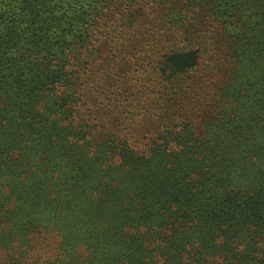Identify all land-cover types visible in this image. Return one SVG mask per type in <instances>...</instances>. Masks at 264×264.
Here are the masks:
<instances>
[{"label": "trees", "instance_id": "1", "mask_svg": "<svg viewBox=\"0 0 264 264\" xmlns=\"http://www.w3.org/2000/svg\"><path fill=\"white\" fill-rule=\"evenodd\" d=\"M0 264H264V0H0Z\"/></svg>", "mask_w": 264, "mask_h": 264}, {"label": "rangeland", "instance_id": "2", "mask_svg": "<svg viewBox=\"0 0 264 264\" xmlns=\"http://www.w3.org/2000/svg\"><path fill=\"white\" fill-rule=\"evenodd\" d=\"M204 29H205V28H204ZM209 32H210V30H209ZM209 32H208V35L211 36V33H209Z\"/></svg>", "mask_w": 264, "mask_h": 264}]
</instances>
